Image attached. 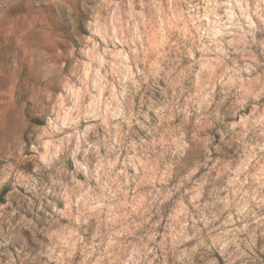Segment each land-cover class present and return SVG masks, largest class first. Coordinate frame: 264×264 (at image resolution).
Returning <instances> with one entry per match:
<instances>
[{"label":"clouds","instance_id":"9594fccd","mask_svg":"<svg viewBox=\"0 0 264 264\" xmlns=\"http://www.w3.org/2000/svg\"><path fill=\"white\" fill-rule=\"evenodd\" d=\"M0 264H264V0H0Z\"/></svg>","mask_w":264,"mask_h":264},{"label":"rangeland","instance_id":"374dc122","mask_svg":"<svg viewBox=\"0 0 264 264\" xmlns=\"http://www.w3.org/2000/svg\"><path fill=\"white\" fill-rule=\"evenodd\" d=\"M119 55H120V50L119 49L114 50L113 57H112L114 62L117 59V57H119Z\"/></svg>","mask_w":264,"mask_h":264}]
</instances>
